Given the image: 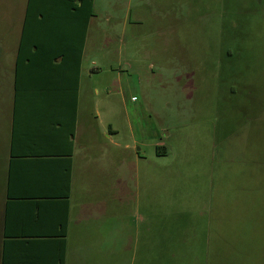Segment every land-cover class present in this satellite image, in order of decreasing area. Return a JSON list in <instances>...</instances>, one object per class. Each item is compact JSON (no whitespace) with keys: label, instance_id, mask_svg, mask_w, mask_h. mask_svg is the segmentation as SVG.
Returning <instances> with one entry per match:
<instances>
[{"label":"rangeland","instance_id":"1","mask_svg":"<svg viewBox=\"0 0 264 264\" xmlns=\"http://www.w3.org/2000/svg\"><path fill=\"white\" fill-rule=\"evenodd\" d=\"M26 2L0 0V62ZM98 2L82 93L123 180L109 264H264V0Z\"/></svg>","mask_w":264,"mask_h":264},{"label":"crops","instance_id":"2","mask_svg":"<svg viewBox=\"0 0 264 264\" xmlns=\"http://www.w3.org/2000/svg\"><path fill=\"white\" fill-rule=\"evenodd\" d=\"M36 1L41 31L28 36L41 39V60L17 61L27 0L15 61L0 62V264H109L120 231L111 239L106 218L111 197L115 212L123 207V180L111 193L103 152L92 151L98 95L82 93L83 78L98 71L83 62L102 0H92L80 65L70 53L86 17H76L81 0Z\"/></svg>","mask_w":264,"mask_h":264},{"label":"trees","instance_id":"3","mask_svg":"<svg viewBox=\"0 0 264 264\" xmlns=\"http://www.w3.org/2000/svg\"><path fill=\"white\" fill-rule=\"evenodd\" d=\"M36 0H29L27 6V17L25 22L24 34L21 40V44L18 51V62L32 61L34 59L41 60V39L36 37L28 36L32 30L41 31V21L34 22V19H37L38 16H41V7L36 4ZM81 5L76 7L78 14L76 17L80 18L81 15L86 13L85 20H78L76 26L78 27V37L74 40L71 47V57L76 59L80 65L84 42H85V33L88 28L89 18L92 16V0H81ZM37 51H33L34 49ZM65 57H68V53L65 54ZM80 71V70H79Z\"/></svg>","mask_w":264,"mask_h":264}]
</instances>
